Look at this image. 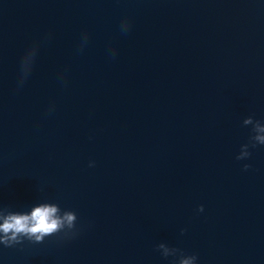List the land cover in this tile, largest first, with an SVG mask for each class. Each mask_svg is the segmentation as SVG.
<instances>
[{
	"label": "water",
	"instance_id": "1",
	"mask_svg": "<svg viewBox=\"0 0 264 264\" xmlns=\"http://www.w3.org/2000/svg\"><path fill=\"white\" fill-rule=\"evenodd\" d=\"M249 116L264 0H0V208L77 216L0 264H171L161 243L264 264V146L236 159Z\"/></svg>",
	"mask_w": 264,
	"mask_h": 264
},
{
	"label": "clouds",
	"instance_id": "2",
	"mask_svg": "<svg viewBox=\"0 0 264 264\" xmlns=\"http://www.w3.org/2000/svg\"><path fill=\"white\" fill-rule=\"evenodd\" d=\"M121 31L127 33L130 30V21L125 18L121 21ZM88 35L85 33L82 39V47L87 43ZM38 48L34 44L30 49ZM21 61V77L18 86H22L24 81L30 74H24L25 55ZM113 55L115 52L113 50ZM51 110V108H50ZM243 126H251L252 135L249 137V142L241 146L240 154L236 157L238 161L246 160L251 156L249 148L264 146V123L259 120H254L251 116L244 119ZM94 164L90 163L89 167ZM251 166L245 164L243 170L247 171ZM203 206H200L198 212H203ZM77 216L75 212L62 210L55 203H39L31 208L28 212L11 211L9 208H0V245L6 248L15 247L22 244L25 240L39 244L51 236L63 233L64 238H72L77 234L76 229ZM183 234V232H182ZM160 252L164 259L172 257L171 264H196V255H186L182 250L174 247H169L164 243L157 246L156 249Z\"/></svg>",
	"mask_w": 264,
	"mask_h": 264
}]
</instances>
